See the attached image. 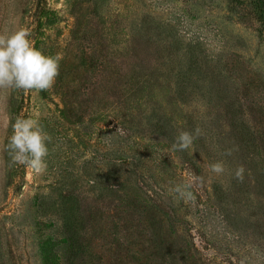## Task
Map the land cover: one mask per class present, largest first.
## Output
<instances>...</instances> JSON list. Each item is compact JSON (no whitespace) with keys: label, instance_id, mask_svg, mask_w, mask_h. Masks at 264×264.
I'll use <instances>...</instances> for the list:
<instances>
[{"label":"rangeland","instance_id":"obj_1","mask_svg":"<svg viewBox=\"0 0 264 264\" xmlns=\"http://www.w3.org/2000/svg\"><path fill=\"white\" fill-rule=\"evenodd\" d=\"M19 28L61 60L8 97L51 141L39 174L0 153V264H264V0H0Z\"/></svg>","mask_w":264,"mask_h":264},{"label":"clouds","instance_id":"obj_2","mask_svg":"<svg viewBox=\"0 0 264 264\" xmlns=\"http://www.w3.org/2000/svg\"><path fill=\"white\" fill-rule=\"evenodd\" d=\"M30 33L23 28L0 32V133L7 137V143L0 139V153H7L11 164H22L36 173L46 170V157L49 155L47 143L51 137L44 131L37 119L17 117L14 122L8 108V97L12 90L24 92H41L51 89L60 72L59 55H45L34 47L29 39ZM11 135L8 136V129ZM200 129H195V136ZM194 135L188 131H180L173 144L175 150H187L193 143ZM231 155V150L228 151ZM3 161L0 160V163ZM216 174L225 171L222 162L209 166ZM245 168L241 165L235 170V178L244 180ZM200 178L191 175L190 180L177 184L169 191L177 201L193 202L195 196L191 190L193 183Z\"/></svg>","mask_w":264,"mask_h":264}]
</instances>
